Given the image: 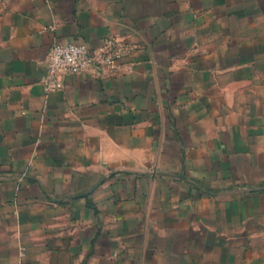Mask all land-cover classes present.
Returning <instances> with one entry per match:
<instances>
[{"label":"crops","instance_id":"crops-1","mask_svg":"<svg viewBox=\"0 0 264 264\" xmlns=\"http://www.w3.org/2000/svg\"><path fill=\"white\" fill-rule=\"evenodd\" d=\"M0 264H264V0H0Z\"/></svg>","mask_w":264,"mask_h":264},{"label":"built area","instance_id":"built-area-1","mask_svg":"<svg viewBox=\"0 0 264 264\" xmlns=\"http://www.w3.org/2000/svg\"><path fill=\"white\" fill-rule=\"evenodd\" d=\"M132 49L129 44L113 39L108 40L103 48L96 51L79 42L54 44L48 53L46 73L41 84L47 93H51L61 89L66 76H75L99 67L117 71L120 60Z\"/></svg>","mask_w":264,"mask_h":264}]
</instances>
